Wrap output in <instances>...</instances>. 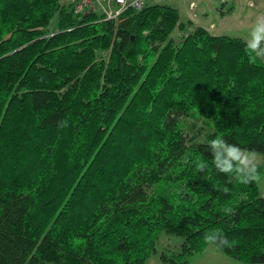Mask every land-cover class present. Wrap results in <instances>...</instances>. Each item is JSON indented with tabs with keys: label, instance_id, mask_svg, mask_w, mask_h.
I'll return each mask as SVG.
<instances>
[{
	"label": "trees",
	"instance_id": "trees-1",
	"mask_svg": "<svg viewBox=\"0 0 264 264\" xmlns=\"http://www.w3.org/2000/svg\"><path fill=\"white\" fill-rule=\"evenodd\" d=\"M218 135L264 154V62L241 37L165 3L110 20L0 0V264H145L160 232L181 238L160 258L189 264L217 228L236 242L222 253L264 264V195L215 171Z\"/></svg>",
	"mask_w": 264,
	"mask_h": 264
},
{
	"label": "rangeland",
	"instance_id": "rangeland-1",
	"mask_svg": "<svg viewBox=\"0 0 264 264\" xmlns=\"http://www.w3.org/2000/svg\"><path fill=\"white\" fill-rule=\"evenodd\" d=\"M178 0H150L151 3L157 4H169L173 7L178 8L179 4L176 5ZM183 1L181 5V11L185 14H191L192 17L196 18L195 21H192L193 24H201L203 20V10L209 9V6H214L212 10H209L207 13L209 16L203 20L205 25H201L206 27L212 34L215 35H228V36H237L245 39L247 36L248 30L251 25L254 23L255 19L259 15H264V0H211L207 6L198 5L199 2L197 0H181ZM60 2H71V0H60ZM199 10L197 13V17L194 15L195 8ZM219 8L223 10V12L219 11ZM201 9V10H200ZM180 13V12H179ZM182 20H186V18L180 15ZM202 22V24H203ZM180 32L175 30L173 32V37L176 39L179 38ZM182 128L185 132L189 133V135H195V138L199 142H204L207 140L206 136L210 132V129L204 125V123L199 119L195 120V125L193 128L188 126L190 123L194 122L192 116L184 115L182 118ZM261 157V162L259 166L260 171V179L256 181L258 190L260 195H264V154L259 153ZM181 241V238L175 235L166 234L165 232H160L155 242L156 252L153 253L145 262V264H170L164 262L160 255L161 253H165L170 256L172 252L177 250V247ZM216 253L219 257H223L228 259L227 264H246L235 260L224 253H222L215 246L208 245L202 254L195 253L188 257V260L191 264H221L216 260L209 257L210 254ZM230 259V260H229ZM230 261V262H229Z\"/></svg>",
	"mask_w": 264,
	"mask_h": 264
},
{
	"label": "clouds",
	"instance_id": "clouds-1",
	"mask_svg": "<svg viewBox=\"0 0 264 264\" xmlns=\"http://www.w3.org/2000/svg\"><path fill=\"white\" fill-rule=\"evenodd\" d=\"M245 53L248 56L250 64L264 62V15L256 17L254 23L248 30L244 39ZM67 121L62 120L58 127H67ZM208 151L212 157V167L217 173L231 178L230 182L240 185H249L260 179L259 166L261 162L260 154L255 150H248L230 143L223 136H216L208 141ZM184 163H189L185 160ZM195 167L198 172H204L209 168L206 161L197 159ZM217 191L228 193L230 189L219 183L213 185ZM220 211L225 216L234 215V208L230 205H224ZM203 241L206 245H212L217 248L232 247L236 242L230 241L223 233L222 229H212L204 233Z\"/></svg>",
	"mask_w": 264,
	"mask_h": 264
},
{
	"label": "built area",
	"instance_id": "built-area-1",
	"mask_svg": "<svg viewBox=\"0 0 264 264\" xmlns=\"http://www.w3.org/2000/svg\"><path fill=\"white\" fill-rule=\"evenodd\" d=\"M150 0H71L74 13L94 12L104 19L116 20L127 8L140 10Z\"/></svg>",
	"mask_w": 264,
	"mask_h": 264
},
{
	"label": "crops",
	"instance_id": "crops-1",
	"mask_svg": "<svg viewBox=\"0 0 264 264\" xmlns=\"http://www.w3.org/2000/svg\"><path fill=\"white\" fill-rule=\"evenodd\" d=\"M197 2H199L198 3V5H200V3H202V5H208L209 3H211V0H197ZM182 3H183V1H181V0H178L177 1V3H176V5H178L179 4V7L177 8L178 10H179V12H180V15H182V17H184V18H186V19H191L192 21H195V19L196 18H194V17H192V12H191V14H189V9H188V13L187 14H185L184 12L182 13V9H181V5H182ZM214 8V6L213 7H211V5L209 6V9H206V10H203L202 9V11L201 12H203V20L206 18V16L208 17L209 15V13L211 12H209V13H207L209 10H212ZM201 10V9H200ZM198 9H197V7L195 8V12H194V15L197 17V13H198ZM203 20L201 21V24H197V25H205L204 24V22H203ZM196 22V21H195ZM202 22H203V24H202ZM204 252V251H203ZM203 252H201L200 254H202ZM192 257V256H191ZM209 257H211L212 259H214V260H216L217 262H219V263H221V264H227V261H228V259H225L224 258V256L223 257H219L216 253H212V254H210L209 255ZM230 260V259H229ZM189 261V260H188ZM230 262V261H229ZM189 264H191V262L189 261Z\"/></svg>",
	"mask_w": 264,
	"mask_h": 264
}]
</instances>
